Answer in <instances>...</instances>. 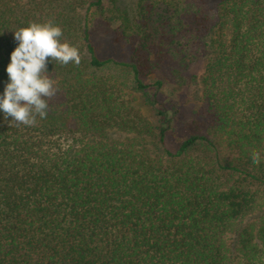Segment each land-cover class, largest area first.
<instances>
[{
	"label": "trees",
	"instance_id": "1",
	"mask_svg": "<svg viewBox=\"0 0 264 264\" xmlns=\"http://www.w3.org/2000/svg\"><path fill=\"white\" fill-rule=\"evenodd\" d=\"M121 3L0 0V82L32 21L81 56L48 64L46 119L0 115V264H264V0ZM96 19L120 58L99 56Z\"/></svg>",
	"mask_w": 264,
	"mask_h": 264
},
{
	"label": "clouds",
	"instance_id": "2",
	"mask_svg": "<svg viewBox=\"0 0 264 264\" xmlns=\"http://www.w3.org/2000/svg\"><path fill=\"white\" fill-rule=\"evenodd\" d=\"M12 37L17 43L4 67L7 80L0 82V115L17 126L33 127L47 118L49 100L58 90L48 64L79 65L81 56L77 46L61 41L62 29L51 20L29 22L12 30ZM262 160L259 152L252 154V165Z\"/></svg>",
	"mask_w": 264,
	"mask_h": 264
},
{
	"label": "rangeland",
	"instance_id": "3",
	"mask_svg": "<svg viewBox=\"0 0 264 264\" xmlns=\"http://www.w3.org/2000/svg\"><path fill=\"white\" fill-rule=\"evenodd\" d=\"M122 3V6L126 2H132L134 0H120ZM219 0H199L201 8L204 11L213 12L216 2ZM85 4V3H84ZM85 7L84 5L80 12L82 14L85 13ZM113 35L112 33L106 29L105 25L102 23V21L99 19H96L93 24L91 25V39L95 46L97 47V51L100 57H109L114 56L116 58H120L122 55L123 47L120 46L118 43H115L113 41ZM128 48V47H126ZM204 66V60L198 59L195 61L194 64L190 67L189 73H198L200 74L202 72ZM194 90V86L192 84H189V86L185 89L180 88L179 86H176L173 82L166 81L164 84V94L168 97L174 98V99H180V96L183 95L181 102L187 101L188 98L191 97V93ZM135 98L137 99L133 102L134 106L141 107L142 110L145 112V114H148L150 120L153 122L154 118L152 116L151 110L147 111V109L142 105L143 102L145 103L146 98L142 97L141 94L135 93ZM180 95V96H179ZM143 100V102H140ZM192 102V101H191ZM190 103V101H188ZM173 144V143H172Z\"/></svg>",
	"mask_w": 264,
	"mask_h": 264
}]
</instances>
